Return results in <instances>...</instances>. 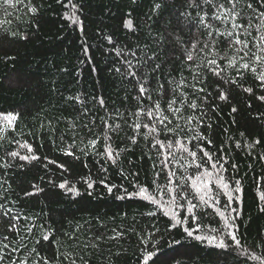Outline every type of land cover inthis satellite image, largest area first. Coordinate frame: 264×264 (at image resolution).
<instances>
[{"label":"trees","instance_id":"trees-1","mask_svg":"<svg viewBox=\"0 0 264 264\" xmlns=\"http://www.w3.org/2000/svg\"><path fill=\"white\" fill-rule=\"evenodd\" d=\"M73 2L82 9L83 32L63 18L67 9L56 0H32V5L39 9L36 15L28 12L25 6L28 0L15 8L0 7V112L20 114L11 128L0 132V204L12 210L10 217H21L15 222L18 230H10V217H4V209H0V241L10 245L6 250L0 247L6 256L3 264H10L8 256L16 264L22 261L70 264L65 260L70 254L76 258V264H144L143 256L148 251L154 253L149 264L153 260L155 264H261L251 256L264 257V212L261 211L264 200L260 199L264 194V160L258 155L264 154V141L254 149L247 145L264 137V102L255 98L264 95V88L255 74L243 71L241 78L236 68L228 66L229 60L243 63L240 61L243 53L236 51L239 46H230L232 38L218 34V31L231 30L230 22L223 24L212 17L216 12L213 5L224 4L226 9L231 5L227 0H212L211 4L196 0L200 6L194 7L192 0H166L162 11L153 12V4L160 0ZM248 3H252V9L246 7ZM237 11L242 16H252L253 12L264 11V4L260 0H239ZM128 18L134 21V31L122 26V21ZM201 18L213 27L205 28ZM250 31L251 37L243 34L240 37L250 41L249 55L257 51L251 43L252 37L260 35L255 27ZM23 36L28 38L22 39ZM85 45L89 48L90 60L82 51ZM131 51L136 52L141 62L147 61V66L137 72V76L147 72L146 77H141L147 79L149 88L143 97L136 79L127 76L123 63L124 58L131 59ZM189 52L193 55L192 61L187 59ZM213 59L225 69L221 74L226 79L237 80L238 84H224L213 76L207 65ZM250 62L257 67V72L264 71V67L255 65L254 58ZM156 64L160 67L153 71ZM240 84L253 88V93L243 92L238 87ZM199 88L204 91L195 90ZM221 89L229 94L228 102L219 100ZM69 96H79L83 104L68 100ZM185 96L187 103L181 104ZM101 98L104 107L99 104ZM173 99L176 100L173 107L181 110L177 114L181 119L168 110ZM193 101L197 109L188 107ZM155 103L171 119L169 128L175 129L179 124L183 129L169 133L161 130L156 137L165 143L173 141L171 151L175 152L178 163H169L168 168L175 172L173 179L183 185V193L187 195V199L177 196L183 207L171 205L179 213L177 218L186 221L175 228L170 214H164L173 194L165 188L168 169L160 164L163 150L151 147V136L144 138L147 130L143 124L151 126L153 121L144 115L138 120L130 115L141 107L155 111ZM232 107L238 111L232 113ZM189 116L198 119L189 124ZM105 120L113 126L119 123L120 129L106 130ZM133 122L141 124L139 135L129 127ZM156 126L163 129L162 125ZM197 134H203L206 139L193 140ZM134 135L136 144L129 139ZM91 140L97 141L95 148L89 143ZM176 140L192 141L186 146L197 151L196 163H202L199 170L193 158L178 149ZM207 140L212 143L208 144ZM25 143L31 145L32 153L20 147ZM107 145L119 152L116 164L104 155ZM197 145L209 152L213 162L221 155L225 157L227 171L222 174L230 189L235 187L236 180L241 182L243 191L234 194L238 199L232 203L239 215L231 213L236 217L234 231L240 246L224 233L223 218L198 198L193 199L197 193L186 178L195 179L205 168L213 171L211 162L203 163L206 158ZM12 151H19L22 156L34 154L39 159L27 162L12 158L8 155ZM69 151L73 155H66ZM5 164L11 166L5 168ZM86 179L96 181L92 189H87ZM100 180L116 187L109 192ZM64 182L78 188L81 194L74 196L56 187ZM34 184L43 191L25 195L34 191ZM139 187H146L148 194L165 207L128 195ZM210 189V195L223 192L215 179ZM121 196L125 198L120 199ZM226 199L221 194L218 207L223 208ZM188 200L198 205L194 211L200 217L199 223L187 212ZM224 210L228 215V210ZM33 225L36 227L29 233L27 228ZM185 227L199 228L194 236L223 238L229 247L221 249L207 240L189 237L183 230ZM49 232L50 240L43 241L42 236ZM118 232L123 235L108 239ZM70 233L78 238L76 242L69 241ZM5 236L9 237L7 241ZM96 237L102 239L97 241ZM85 244L97 246L84 248ZM12 248L17 251L13 253ZM33 248L35 252L30 251Z\"/></svg>","mask_w":264,"mask_h":264},{"label":"snow or ice","instance_id":"snow-or-ice-1","mask_svg":"<svg viewBox=\"0 0 264 264\" xmlns=\"http://www.w3.org/2000/svg\"><path fill=\"white\" fill-rule=\"evenodd\" d=\"M133 3L136 2V0H132ZM24 3V0H16L15 3H13V0H0V7H3L5 10L8 8H15L18 4ZM56 3L60 4L62 7L67 9L66 11L63 12V18L68 21L69 24L71 25H76L80 32L84 31V21L81 19L82 15V9L79 7L78 3H74L73 0H67V3H65V0H56ZM205 3H212V0H205ZM227 3L231 5L230 8H225L224 4H218V5H213L214 8H216V12L213 14L212 19L220 21L223 24H228L230 22V27L231 30L226 29L224 32H219L218 34L221 36H226L229 38H232V44L230 46H239L236 48L237 52H242L243 55L240 56V61H244L243 63H240L239 61L236 60H229L228 61V66L232 68L237 69V75H239L241 78L242 77V72L243 71H248L253 74H255L256 78L260 81V86L264 88V71L257 72V67L254 66L253 63L250 61L253 60L255 65L264 67V11H260L258 13L253 12L252 16H242L240 11H237V5L239 3V0H227ZM261 4H264V0H260ZM28 7V12H30L33 15H36L39 11V9L35 6L32 5V0H28V4L25 5ZM166 6V0H160V2H155L152 6V11L153 12H158L162 11V9ZM192 6L194 7H199L200 5L196 3V0H192ZM248 9H252L253 5L252 3H248L246 5ZM130 15V14H129ZM151 18V17H150ZM242 21V22H237V21ZM257 20L259 23L254 24L253 21ZM245 22L246 25L245 26ZM200 23L204 24L205 28L211 29L213 27L212 24H207L204 22V19L201 18ZM122 26L125 29H128L129 31H134V21L132 18H128L122 21ZM253 27L256 28L258 32H260L259 37H252L251 43L253 46L257 49L255 53H249L251 52V49H249V43L250 41L248 39H241V35L243 34L245 37H251L252 32L250 29ZM15 35V33H13ZM211 35V33H209ZM22 39H27V36L21 37ZM109 43H112V38L108 37ZM258 41V42H257ZM207 47V45H205ZM247 49V51H245ZM82 51L84 53V56L88 58L89 60L91 59L90 57V52L89 48L85 45L82 47ZM117 55H120V52H117ZM131 59L129 58H124L123 63L126 65V74L129 77H132L136 79L137 84H138V89L140 96H145L146 93L149 92V88L146 87V84L148 83L147 79L144 78L142 79L141 77H146L147 72H141V76H137V72H140L142 68H145L147 66V61L141 62L139 59H137L136 52L131 51L130 53ZM245 57H248L247 60H245ZM154 59V57L150 58ZM187 59L189 61L193 60V55L191 52L188 53ZM133 60L136 62L133 63ZM81 63H84V61H81ZM239 64V67L237 65ZM208 65V70L211 72V74L215 77L219 78V81L223 82L224 84L228 85H233V84H238L237 80L235 79H226L225 75H222V72H225L224 68H221L220 65L217 63L216 60H208L207 61ZM160 65L156 64L153 67V71L159 69ZM117 72H120V69H116ZM203 83V81H200ZM181 84H183V81H181ZM180 85H178L179 87ZM161 89H163V85L160 86ZM195 88V86H193ZM238 87L242 88L243 92L252 94L253 93V88L251 87H243L242 84L238 85ZM196 91L203 92V88L195 89ZM173 91H176L173 89ZM163 93L161 92V95ZM219 100L228 102L229 101V94L221 89L218 93ZM148 99H151V96L147 97ZM257 100L264 102V95H260L255 97ZM68 100H76L77 102L83 104V100L79 96H69L67 97ZM206 99V98H205ZM187 103V99L185 96L184 100H181V104ZM99 104L101 107H104V100L101 98L99 100ZM176 104V100L173 99L169 104H168V110L175 116L177 119H181L183 117L178 116L177 114L180 113V108L173 107V105ZM188 107L191 109H197L198 105L196 104L195 101L191 102L188 104ZM251 107V105H249ZM155 111L149 109L145 110L143 107L139 108L136 112L131 113V116L136 117L138 120L141 115L147 116L149 120H152L153 123L151 126L148 123L143 124V128L147 130V134L144 136L145 139H148L149 136L153 138V142L151 144L152 148H159V150H163L160 154L163 156V159L160 161V164L163 166V168L168 169L167 175H168V184L165 185V188L169 193H172V197L169 201L170 207L165 210V215L170 214V219L174 221L172 224V227H178L185 223V220L178 219L177 217L179 216V213L175 211L174 208L171 207V205H175L176 207H183L182 204H180L177 200V196H180L181 199H187V195L183 193V185L178 184L173 177H175V172H173L170 168H168L169 163H178L176 160L175 152L171 151L174 148V143L172 140H168L167 143H165L164 140L158 139L156 137L159 136L160 131L163 130L165 133L169 132H175L176 130L183 131V129L180 127L179 124L175 126V129L169 128L168 125L172 123L171 119L169 116L164 115L163 112L161 111V106L159 103H155L154 105ZM238 109L236 107L231 108L232 113H236ZM20 119V114L19 113H14V112H7L3 113L0 112V132L4 131L6 128H11L14 124V122L18 121ZM194 119H198V117H188V123L190 124ZM105 129L110 130V131H117L120 129V124L116 123L114 126L112 124H109L106 120L103 121ZM162 125L163 129H159L156 125ZM136 133L139 135V130L141 129V124L139 122H133L129 125ZM188 131H192L191 128L188 129ZM241 136L244 135V133L240 134ZM107 139H110V137H106ZM131 140L132 144L137 143L136 136H131L129 137ZM193 140H205L206 137L203 134H197L196 136L192 137ZM262 141H264V137L261 138H256L254 139L250 144L247 145L249 149H254L257 146L262 144ZM191 140H188L186 142H183L181 140H176L175 145L178 146V149L182 153H187L188 156L193 158V164H195V167L197 170H199L202 167V163H196V158H197V151L190 150L189 147L186 146V144L191 143ZM93 148H95L97 141L96 140H91L89 142ZM208 144H211V140H207ZM22 148H26L29 153L33 152V149L31 145L29 144H22L20 145ZM196 147L199 148V151L203 153V157L206 158V160L203 161V163H210L211 169L213 171H208L207 168H205L204 172L201 175H197L195 179H193L191 176H188L186 179L187 181H191V188L195 190L197 193L196 197H193V199L198 198L201 204L204 205H209L210 207L213 208V210L216 212L218 216L223 218V231L226 233V235L230 238L231 241H233L237 246H240V240L238 239L234 229L236 228V225L234 223L236 217L232 216V212H236L237 215H239V211L237 208L232 207V203L234 200L238 199V195L234 194H240L242 193L243 189L241 188V182L239 180L235 181V187L230 189V183L225 181V177L223 176V172H226L227 169L224 168V163L226 162V159L223 155L219 156L216 158L215 162H213V157L209 154L208 151H206L203 147H200L197 145ZM236 147H240L239 144L236 145ZM115 150L112 149L111 145L106 146V151L104 155L111 160L113 164H116V156H119V152H115ZM12 158H19L20 160L31 162L34 160L39 159L36 155H21L19 151H12L8 153ZM66 155H73L72 152H67ZM260 156L261 160H264V154H258ZM184 157L182 156L181 159ZM50 163H55V161H50ZM219 165V167H218ZM11 165L5 164L4 167H10ZM183 167V165H180ZM59 167L64 168V165H59ZM153 167L155 168L156 165L154 164ZM235 168L236 165H233ZM103 171H107V169H102ZM123 174V170H121ZM157 176H159V172L156 173ZM203 177V178H202ZM212 179H215V183L223 189L222 193H217L215 195H210L211 189H210V184ZM199 181V183H198ZM4 183H7V181H4ZM84 183L87 185V189H92L96 183V181L91 180V179H86ZM101 184H104L105 187L109 192L113 191V188H115V185H108L104 180H100ZM155 183V182H154ZM171 185H175V187H172ZM34 191L33 192H26L25 195L27 196H32L35 195L36 193L42 192L43 189H41L38 185H32ZM56 187L60 190H63L64 193H71L74 196H79L81 193L78 188L75 186L69 185L67 182L60 183L56 185ZM122 187V186H121ZM160 186L157 185V188ZM127 193V189L124 190ZM226 196V202L223 205V208L218 207L220 204L219 196L220 195ZM131 197H142L145 200L150 201L152 204L157 205L160 208H164L165 206L161 204V202L156 199L155 196L148 194V189L146 187H139L138 191L132 192L128 194ZM208 197V199H206ZM120 199H124V196L119 197ZM261 200H264V194L261 195L260 197ZM198 205L195 203H192V200H188V207H187V212L192 214V218L199 223L200 217L196 215L195 209H197ZM0 209H4V205L0 204ZM228 210V215L225 214V210ZM11 209H4L3 211V216L4 217H10ZM262 212H264V209H261ZM149 215H154V213H149ZM21 217L19 215L16 216H11L10 217V230H18L17 229V224L15 223L17 220H19ZM27 219V217H25ZM36 227L35 225L32 226V228H27V231L29 233L32 232L33 228ZM42 227V226H41ZM184 232L187 234L189 237H194L196 240H207L210 244H216L221 249H227L229 245L225 243L223 238H218L217 236H202V235H195L194 232H198L199 228H190V227H185ZM213 231H217L216 229H213ZM123 233H116V235L108 237V239L115 240L118 239L120 236H122ZM51 236V232L48 234H45L42 236L43 241H49ZM9 239L8 236L4 237V241H7ZM68 239L69 241L76 242L77 237L74 234H68ZM97 241L101 240L102 237H96L95 238ZM40 241H37V244H39ZM96 244H85L83 245L84 248L88 247H96ZM0 247L2 249H9L10 245L8 243H4L3 241H0ZM11 251L15 253L17 249L12 248ZM30 251L35 252L36 249L33 248ZM39 255V253H37ZM154 256V253L152 251L146 252V254L143 256L144 264H149V260L152 259ZM6 256L3 252H0V264H3V261L5 260ZM10 260V264H16V261H12L11 257H7ZM251 259L253 260H259L261 261V264H264V257L261 256H256L252 255ZM65 260L70 261V264H76V258H74L71 254L69 256L65 257ZM21 264H26V261H22ZM153 264H155V261L153 260Z\"/></svg>","mask_w":264,"mask_h":264}]
</instances>
